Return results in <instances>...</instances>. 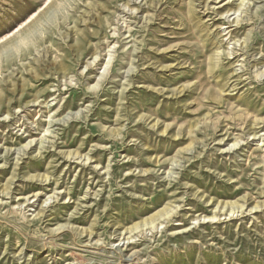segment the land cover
<instances>
[{
	"label": "rangeland",
	"instance_id": "obj_1",
	"mask_svg": "<svg viewBox=\"0 0 264 264\" xmlns=\"http://www.w3.org/2000/svg\"><path fill=\"white\" fill-rule=\"evenodd\" d=\"M0 264H264V0H0Z\"/></svg>",
	"mask_w": 264,
	"mask_h": 264
},
{
	"label": "bare ground",
	"instance_id": "obj_2",
	"mask_svg": "<svg viewBox=\"0 0 264 264\" xmlns=\"http://www.w3.org/2000/svg\"><path fill=\"white\" fill-rule=\"evenodd\" d=\"M241 4H242V2H241ZM236 8V7H235ZM239 8V6L235 9V10H233V11H236L237 9ZM243 8V7H242ZM227 10V9H226ZM232 10H230V11H228V12H226V14L228 13L229 14V12H231ZM238 11V10H237ZM237 13V12H236ZM236 13H234V14H236ZM222 16H225V14L223 13L222 14ZM227 16V15H226ZM232 23H234V22H232ZM237 23V25H240L241 24V22H236ZM243 27V26H242ZM226 31V30H225ZM225 31H223V32H225ZM226 35H228V34H226ZM225 35V36H226ZM230 35V34H229ZM219 50V49H218ZM229 55H233V53H231V54H229ZM215 56V55H214ZM216 57V56H215ZM215 60V59H214ZM219 61H220V59H219ZM218 64V63H217ZM215 65V64H214ZM214 67V66H213Z\"/></svg>",
	"mask_w": 264,
	"mask_h": 264
}]
</instances>
